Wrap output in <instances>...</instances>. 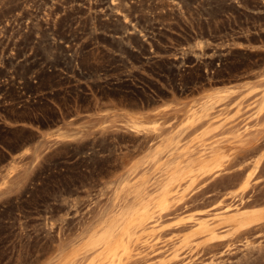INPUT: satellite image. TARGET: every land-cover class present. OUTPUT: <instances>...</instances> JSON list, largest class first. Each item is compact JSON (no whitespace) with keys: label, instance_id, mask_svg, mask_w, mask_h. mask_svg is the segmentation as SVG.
Masks as SVG:
<instances>
[{"label":"rangeland","instance_id":"374dc122","mask_svg":"<svg viewBox=\"0 0 264 264\" xmlns=\"http://www.w3.org/2000/svg\"><path fill=\"white\" fill-rule=\"evenodd\" d=\"M112 260L264 264V0H0V264Z\"/></svg>","mask_w":264,"mask_h":264},{"label":"bare ground","instance_id":"6f19581e","mask_svg":"<svg viewBox=\"0 0 264 264\" xmlns=\"http://www.w3.org/2000/svg\"><path fill=\"white\" fill-rule=\"evenodd\" d=\"M216 152H217V151H216ZM219 153H220V152H219ZM220 154H221V153H220ZM214 156H215V154L213 155V157H214ZM218 156H219V155H218ZM221 156H222V154H221ZM221 156H220V157H221ZM215 157H216V156H215ZM215 157H214V158H215ZM219 159H220V158H219ZM238 177H239V176H238ZM227 210H228V209H227ZM229 210H230V212H232L231 209H229ZM236 210H237V209H236ZM224 211H225V210H224ZM238 211H239V209H238ZM238 211H237V212H238ZM225 212H226V211H225ZM227 212H228V211H227ZM222 213H223V211H222ZM234 213H235V212H234ZM238 213H239V212H238ZM223 214H224V213H223ZM229 214H230V213H229ZM229 214H228V215H229ZM232 214H233V212H232ZM251 215H252V214H251ZM262 215H263V214H262ZM216 216L218 217V216H220V215H216ZM221 216H222V215H221ZM224 216H225V214H224ZM230 216H231V215H230ZM235 216H236V215H235ZM131 217H132V216H131ZM246 217H247V216H246ZM249 217H251V216L249 215L248 218H245V217H242V218L245 219V220H246V219H252V218H253V216H252V218H249ZM243 219H242V221H243ZM130 220H131V218H130ZM235 220H236V219H235ZM237 220H238V219H237ZM239 220H240V219H239ZM119 221H120V220H119ZM223 221H224V220H223ZM230 221H231V220H230ZM230 221H229V222H230ZM232 221H233V219H232ZM250 221H251V220H250ZM127 222H128V221H127ZM127 222H126V223H127ZM132 222H133V221H132ZM225 222H227V221H225ZM126 223H125V225H126ZM128 224L130 225V223H128ZM128 224H127V225H128ZM131 224H132V223H131ZM125 225H124V227H126ZM128 227H129V226H128ZM128 227H127V228H128ZM132 227H133V226H132ZM134 227H135V226H134ZM100 229H101V228H100ZM122 229H123V228H122ZM134 229H135V228H134ZM131 230H132V229H131ZM98 231H99V230H98ZM124 231H126V229H125ZM121 232L123 233V231H121ZM101 233H102V232H101ZM113 233H114V232H113ZM130 233H131V231H130ZM102 234H103V233H102ZM102 234H101V236H103ZM111 234H112V233H111ZM97 235H98V234H97ZM97 235H96V237H97ZM114 236H115V235H114ZM121 236H122V234H121ZM130 236H131V235H130ZM104 237H105V236H104ZM89 238H90V237H89ZM102 238H103V237H102ZM127 238H128V237H127ZM97 239L99 240V239H101V238L98 237ZM104 239H105V238H104ZM101 240H102V239H101ZM87 241H88V240H87ZM122 241H123V239H122ZM102 242H103V241H102ZM127 242H128V240H127ZM98 243H99V242H98ZM100 243H101V242H100ZM120 243H121V242H120ZM124 243H125V242H124ZM95 244H97V243H95ZM103 244H104V243H103ZM122 244H123V242H122ZM128 246H129V245H128ZM128 248H129V247H128ZM128 248H127V250H128ZM125 250H126V249H125ZM122 254H124V250H123ZM62 258H63V257H62ZM122 258H123V257H121V260H122ZM118 261H119V260H118ZM112 262H115V260H112ZM115 264H116V262H115ZM118 264H119V263H118Z\"/></svg>","mask_w":264,"mask_h":264}]
</instances>
